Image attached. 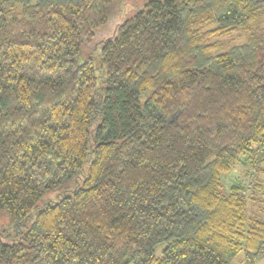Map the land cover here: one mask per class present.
<instances>
[{"label":"trees","instance_id":"obj_1","mask_svg":"<svg viewBox=\"0 0 264 264\" xmlns=\"http://www.w3.org/2000/svg\"><path fill=\"white\" fill-rule=\"evenodd\" d=\"M263 18L264 0H0V264H256Z\"/></svg>","mask_w":264,"mask_h":264},{"label":"rangeland","instance_id":"obj_2","mask_svg":"<svg viewBox=\"0 0 264 264\" xmlns=\"http://www.w3.org/2000/svg\"><path fill=\"white\" fill-rule=\"evenodd\" d=\"M129 1V0H128ZM263 26H264V18H263ZM258 178L259 180L261 181H264V175L261 174V172H259L258 174ZM248 174H247V171H245L244 169L238 167L234 172H232L231 174H228V175H224L222 177V180H221V185H222V192H226L228 190V188L230 187V185L232 183H240V184H243L245 185L247 182H248ZM246 187H251V182H250V185L247 184ZM251 197H253V201H248L247 202V205H248V210H247V217L250 218L252 216H257L258 215V207L259 206L258 204V201L256 200L257 199V196L253 195V194H250ZM241 256H238L236 258V260H238ZM256 264H264V255L261 256Z\"/></svg>","mask_w":264,"mask_h":264}]
</instances>
